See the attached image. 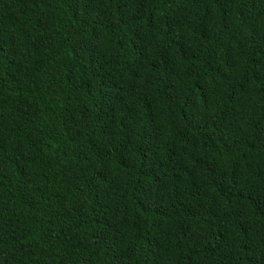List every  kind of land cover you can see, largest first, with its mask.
Segmentation results:
<instances>
[{"label":"trees","instance_id":"obj_1","mask_svg":"<svg viewBox=\"0 0 264 264\" xmlns=\"http://www.w3.org/2000/svg\"><path fill=\"white\" fill-rule=\"evenodd\" d=\"M0 264H264V0H0Z\"/></svg>","mask_w":264,"mask_h":264}]
</instances>
